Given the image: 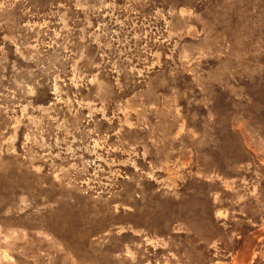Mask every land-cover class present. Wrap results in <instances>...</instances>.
<instances>
[{"label":"rangeland","instance_id":"1","mask_svg":"<svg viewBox=\"0 0 264 264\" xmlns=\"http://www.w3.org/2000/svg\"><path fill=\"white\" fill-rule=\"evenodd\" d=\"M0 264H264V0H0Z\"/></svg>","mask_w":264,"mask_h":264}]
</instances>
